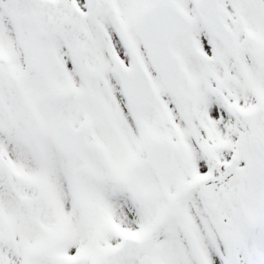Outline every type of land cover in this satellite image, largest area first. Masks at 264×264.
I'll return each mask as SVG.
<instances>
[{"label": "snow or ice", "instance_id": "snow-or-ice-1", "mask_svg": "<svg viewBox=\"0 0 264 264\" xmlns=\"http://www.w3.org/2000/svg\"><path fill=\"white\" fill-rule=\"evenodd\" d=\"M0 264H264V0H0Z\"/></svg>", "mask_w": 264, "mask_h": 264}]
</instances>
